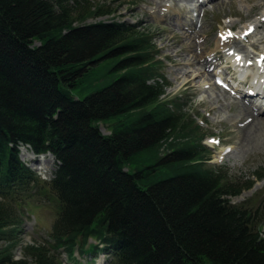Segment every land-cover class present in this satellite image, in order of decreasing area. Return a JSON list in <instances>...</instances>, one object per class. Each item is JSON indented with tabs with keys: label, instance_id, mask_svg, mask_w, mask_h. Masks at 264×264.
Returning <instances> with one entry per match:
<instances>
[{
	"label": "trees",
	"instance_id": "obj_1",
	"mask_svg": "<svg viewBox=\"0 0 264 264\" xmlns=\"http://www.w3.org/2000/svg\"><path fill=\"white\" fill-rule=\"evenodd\" d=\"M83 1L0 0V264H264V210L231 202L253 183L210 163L150 36ZM20 147L53 157L50 181ZM30 202L55 217L16 259Z\"/></svg>",
	"mask_w": 264,
	"mask_h": 264
},
{
	"label": "rangeland",
	"instance_id": "obj_2",
	"mask_svg": "<svg viewBox=\"0 0 264 264\" xmlns=\"http://www.w3.org/2000/svg\"><path fill=\"white\" fill-rule=\"evenodd\" d=\"M85 1L104 2L106 7L102 11L110 12L87 23L122 24L150 36L158 59L162 61V73L169 84L166 95H181L184 101L190 100V114L196 118L206 135L203 144L208 149L210 163L221 167L230 177L253 183L249 190L231 198V202L238 204L248 201L253 209L258 208L262 212L264 179L256 181V178L264 176V119H259V123L254 122V138L247 149H242L240 143L244 137L245 123H250L252 117H248L246 111L243 114L242 109L239 116V110L246 106L253 118L256 115L247 101L238 97L235 91L239 89L241 94L252 92L255 102L260 99V96L255 95L251 78H245L247 74L252 77L259 73L258 68L250 65L264 51V0ZM83 3L80 0V4L73 6V9L78 11ZM172 22H183L187 27H176ZM245 33H248L246 40L243 39ZM186 36H191L190 41H186ZM225 40H229V47L232 46L228 51L217 46V43ZM234 43L241 52L235 58L233 56L237 53L233 52ZM214 52L222 55L221 64L212 65L209 70L199 68L205 58L214 57ZM193 56L198 58L194 59ZM246 81L248 84L244 85ZM86 93L79 89L73 90L75 98L81 99ZM257 117L264 118V115ZM99 129L102 134H108L107 124H99ZM17 150L21 162L42 181L52 176L55 161L51 156H36L26 148ZM41 204L39 206V203L30 202L24 207L22 234L13 252L16 259L21 257L22 247L47 239L55 214L53 205L48 202ZM3 246L4 241L0 242V248ZM74 257L80 264H109L105 255L87 261L85 256L76 251ZM61 261L62 264H73L64 253Z\"/></svg>",
	"mask_w": 264,
	"mask_h": 264
},
{
	"label": "bare ground",
	"instance_id": "obj_3",
	"mask_svg": "<svg viewBox=\"0 0 264 264\" xmlns=\"http://www.w3.org/2000/svg\"><path fill=\"white\" fill-rule=\"evenodd\" d=\"M187 1V0H186ZM208 1V0H207ZM172 24L174 25V26H176V27H187L186 26V24L185 23H183V22H181V23H177V22H172ZM197 26V25H196ZM247 29V28H246ZM172 30H175V29H172ZM190 39H191V36H186V41L188 42V41H190ZM243 39L244 40H246L247 39V35H244L243 36ZM228 41L229 40H225V41H223V42H219V44L217 43V46L219 47V48H221V49H224V50H226V51H228V50H230L231 48H232V46L231 47H229V43H228ZM186 50V49H185ZM233 52H236L237 54L236 55H234L233 56V58H235L236 56H240V54H241V52H240V50H239V48H238V46H237V44H235L234 43V45H233ZM180 54V53H179ZM260 55H258L257 57H256V60H255V62H254V66H256L257 68H258V63H257V59L258 58H261V57H264V51L262 52H260L259 53ZM212 55H214V57L212 58V59H207V58H205L203 61H202V65L199 67V68H204V70H209V68L212 66V65H215V64H221V61H222V55H220L218 52H214V53H212ZM187 57V56H186ZM194 57V56H193ZM178 58V57H177ZM181 58V57H180ZM192 58V57H191ZM196 58H198L197 56H195L194 57V59H196ZM190 62V61H189ZM179 63H180V61H179ZM197 63V62H196ZM190 64V63H189ZM199 65V64H198ZM206 68V69H205ZM261 68H264V58H263V60H262V65H261ZM262 71H263V74L262 75H264V69H262ZM206 72V71H205ZM261 78H262V76H261ZM254 87H257L256 88V94L255 95H257V96H260V99L259 100H256V102L253 100V98H254V95H249V94H246V93H242L241 94V92L239 91V89H237L236 91H235V94H237L238 95V97H240V98H242L243 100H246L247 102V104H248V106L251 108V110L253 111V113L256 115L254 118H253V115L249 112V109L246 107V106H242L241 108H240V110H239V116L241 115V109L244 111L243 112V114L245 113V111L247 112L246 114H247V116L248 117H252V119H251V122L250 123H245L246 124V129L243 131L244 133H243V139H242V141H241V143H240V145H241V148L242 149H247L248 148V145H249V143L251 142V139H253L252 138V136L254 135V133H255V130L253 131V126L255 125L254 124V122H258V120L260 119H264L263 117H257V116H260V115H264V105H263V103H264V91H262V90H264V82H258V81H256V84H255V86ZM259 123V122H258ZM254 124V125H253ZM255 129V128H254ZM251 144V143H250ZM242 152V151H241ZM43 156H50V155H48V154H46V155H43Z\"/></svg>",
	"mask_w": 264,
	"mask_h": 264
},
{
	"label": "snow or ice",
	"instance_id": "obj_4",
	"mask_svg": "<svg viewBox=\"0 0 264 264\" xmlns=\"http://www.w3.org/2000/svg\"><path fill=\"white\" fill-rule=\"evenodd\" d=\"M251 31V28L249 29V32ZM248 33H245V35H247Z\"/></svg>",
	"mask_w": 264,
	"mask_h": 264
}]
</instances>
